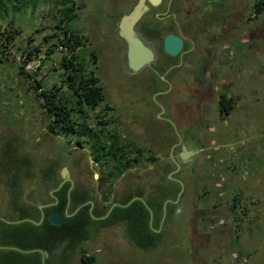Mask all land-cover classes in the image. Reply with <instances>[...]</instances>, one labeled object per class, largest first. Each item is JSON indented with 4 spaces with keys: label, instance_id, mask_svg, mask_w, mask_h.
<instances>
[{
    "label": "rangeland",
    "instance_id": "obj_1",
    "mask_svg": "<svg viewBox=\"0 0 264 264\" xmlns=\"http://www.w3.org/2000/svg\"><path fill=\"white\" fill-rule=\"evenodd\" d=\"M257 1L163 0L154 11H166L171 2V16L184 23L188 46L195 49L186 62L207 61L211 67L210 93L208 87L160 81V74L153 77L161 83L150 84V69L132 73L119 23L138 0H78L79 17L71 24L86 38L78 54L96 70L113 107L108 117L117 120L121 135L148 149L142 165L123 174L111 194L76 137L46 127L35 79L47 87L62 83L67 52L57 37H49L64 34L54 33V3L44 0L35 13L17 16L11 25L21 29L15 46L7 55L0 52V248L11 243L21 208L53 202L49 191L67 178L94 208L129 195L147 208L150 200L161 204L157 213L148 208L150 228L162 232L155 247L134 245L124 223L93 224L94 240L84 244L86 254L96 257L92 264H264V9L255 14ZM152 43L159 49L158 41ZM29 47L34 54L25 64L22 52ZM220 84L236 98L228 117L218 110ZM100 110H88L91 124ZM80 250L71 264H85Z\"/></svg>",
    "mask_w": 264,
    "mask_h": 264
},
{
    "label": "trees",
    "instance_id": "obj_2",
    "mask_svg": "<svg viewBox=\"0 0 264 264\" xmlns=\"http://www.w3.org/2000/svg\"><path fill=\"white\" fill-rule=\"evenodd\" d=\"M43 1L0 0V21L1 19H9L5 26H0V52L2 54L7 55L8 51L15 46L16 35L21 33V29L11 26L15 23L16 17L28 11L35 13ZM52 3H54L59 16V24L55 26L54 33H57V30H62L64 34L63 37L58 33L49 37L54 39L57 37V40L60 41L61 46L67 52H63L61 60V67L64 71L62 83H55L51 87H47L44 80L35 79L36 93L41 99L45 111L46 127L56 135H72L76 137L78 145L88 150L95 165L98 167L97 172L100 182L108 183L109 194H111L113 185L123 174L137 165H142L141 158L148 152V149L138 144L136 145L132 140V142H129L125 136L121 135L117 120L108 117V111L112 110L113 107L106 101V95L96 70L89 69L78 54V49L86 41V38L73 29L71 24L79 17L78 9L80 6L78 0H52ZM263 9L264 0H258L255 3V14L260 15ZM39 31L40 29L36 30V32ZM33 52L32 47L22 52L25 64L31 59L30 56L34 54ZM90 54L96 61L95 52L91 50ZM24 68L25 65L20 66L21 72H23ZM64 90H68L71 94L64 95ZM235 105V96H227L225 94L222 100L219 101L220 112L231 114L235 109ZM99 107H101V110L96 115V122L91 124L87 115L88 110H95ZM113 123L114 126H111ZM133 152H135V156H132ZM150 156L154 158L155 155L151 153ZM70 186V182L62 186L57 193L60 197V203L52 206L49 210H59L64 215V210L69 199H71L73 210H77L74 215H64L63 222L59 225L53 224L46 217L40 224L44 228L37 229L40 227H37L34 221L41 219L40 209L36 205L21 208V222L15 224L17 228L12 234L11 244L23 239L37 242L39 245V243L46 240L48 235L51 236L54 242H57L66 238L70 239L71 236L82 230L83 236L81 238L70 239L76 248L80 246L83 239L90 235V230L86 226L99 224L101 227H106L119 223L126 225L127 237L134 245L140 248L155 247L157 242L161 240L162 232H155L149 226L150 212L148 210L150 208L154 213H157L161 208L160 203L150 200L148 203L150 207L147 208L139 198L130 202L133 199V195H129L111 210L110 207L112 205L102 210L90 212L91 204H85L89 196L87 198L82 197L74 190L68 195L67 192ZM138 197H143V195L139 193ZM234 199H238V194L234 196ZM233 203L237 205V201ZM94 215L105 217L96 220L93 218ZM240 219H243V217ZM11 253L13 252L9 251L5 258H1L0 264H43L38 257H35L33 262L28 263L26 261L30 260L24 254L17 258L11 257ZM37 255L39 254L37 253ZM81 256L83 259L87 258L85 249L82 250ZM92 262H94V256L91 258Z\"/></svg>",
    "mask_w": 264,
    "mask_h": 264
},
{
    "label": "flooded vegetation",
    "instance_id": "obj_3",
    "mask_svg": "<svg viewBox=\"0 0 264 264\" xmlns=\"http://www.w3.org/2000/svg\"><path fill=\"white\" fill-rule=\"evenodd\" d=\"M162 3H163V0H146V2H145L146 9H145L143 15L134 24V29L136 31L137 36L139 38H141V40L154 51V53H155L154 57L155 58L151 64L145 65L144 67H142L138 71H133L132 69H130V70L132 71V73H138V72L144 71L145 69H147V70L150 69V73L149 72L145 73L148 76H150L149 77L150 84L151 83H157V84L161 83L159 81L155 82L156 79L153 77V75H155V74H160V76H162V75L164 76L163 79L162 78L160 79V81L163 80L166 83H175L177 85L181 84V83H188V85H191L193 87H201L204 89H206V87H208V89H209L208 92L212 93L213 81L211 79H212L213 73L211 71V67L209 66L207 61H206V63H204L203 61H200L197 64H192L191 62H186L187 61L186 56L187 57L190 56L195 50V49L191 48V46H188L190 43V39H191L188 36V34L185 32L188 29L181 27V25H183L184 23L179 22L180 20L178 19V17L171 16V13H170L171 2H169L168 5L166 6V11L154 12L156 10V8L163 6ZM129 12H127L125 14H128ZM125 14H123V16ZM145 14L147 16H144ZM148 14H150V15H148ZM151 14H155V15L151 16ZM168 34H175V35H178L179 37H181L183 39V48L180 51V53L176 56H171V55L167 54L166 51L164 50V38ZM152 41H158L159 42V49H157L158 47L155 48L153 46ZM160 56H162L163 58L165 57V58L162 59ZM157 60L158 61L160 60L159 61L160 64H157L155 66V64H156L155 62ZM183 74L188 75V77H183ZM187 78H190V80H187ZM183 79H185V80H183ZM220 87H222V88H220ZM220 87H219L220 92H219V97H218V110H219V113L222 117H228L230 114H225V113L220 112L219 101L222 100L223 95L226 94L227 96H230V94H228V90L225 91V88H227V86L225 87L224 84H220ZM204 95H205V92H203L202 96H204ZM67 182H69V181L66 179L61 181L57 187L52 188L49 191L50 197L52 198L53 202L37 205L38 209H40V211H41V219L39 221L32 220L36 223L37 227H40L37 229H43L44 227H41L40 224L45 220L46 217L49 219V214L52 211H55V210H49V209L52 206L60 203V197L57 193L62 188V186L64 184H66ZM49 183H51V180H49ZM72 187L73 186L71 185L68 192H67L68 195L71 194ZM14 194L16 195V197H18V191H16ZM79 195H81L82 197L85 196L84 193L79 194ZM85 203L91 204L90 212H94V210H102V209L94 208L95 206H94L93 202L92 203L90 202L89 198L86 200ZM118 204L119 203L112 204V206L110 207V210L115 205H118ZM70 206H71V199H69V202H68V204L64 210L65 216H72L77 211V210L76 211L71 210ZM46 212H47V216H46ZM64 215H63V219H64ZM104 217L105 216H95V215L93 216V218L96 220L97 219L99 220V219L104 218ZM86 227L88 230H90L89 231L90 235L87 238L82 240L79 247L75 248L73 246L74 245L73 242L70 239L71 238H74V239L81 238V236H83L82 230H79L74 236H71L70 239L66 238L62 241H57V242H54L52 240L51 236L48 235L46 240L42 243H39V245L37 242L25 241L23 239L17 240L15 242H13L12 244L9 243V245H7V246L5 245V247L2 246L0 248V260H1V258L3 259L7 256V252L11 251V252H13V253H11V257L19 258L21 256V254H24L30 260V261L24 260L28 263L33 262V260H35V257L36 258L38 257L43 264H71L75 251L77 249H81L80 251H82L83 249L86 250V248L84 247V244H86V243L90 244V242L94 240V236L92 234L93 233L92 232V225H88ZM107 227H111V226H106L104 228H107ZM25 247H27V248H25ZM86 252H87V250H86ZM37 253L39 255L36 256ZM81 254H82V252H81ZM86 256H87V258H85V259H83L81 256L83 263L92 264L96 261L95 256H94V262H92V263H91L92 256H88L87 254H86Z\"/></svg>",
    "mask_w": 264,
    "mask_h": 264
},
{
    "label": "water",
    "instance_id": "obj_4",
    "mask_svg": "<svg viewBox=\"0 0 264 264\" xmlns=\"http://www.w3.org/2000/svg\"><path fill=\"white\" fill-rule=\"evenodd\" d=\"M145 2L146 0H139L134 8L121 18L119 23V34L124 38L127 44L128 65L133 71H138L145 65L151 64L155 58L154 51L137 36L134 29V24L138 21L137 19L143 15L146 9ZM182 48L183 39L178 35L168 34L164 38V50L167 54L176 56L180 53ZM62 174L66 177V168ZM66 180L68 179L66 178ZM49 220L53 224L59 225L63 222V214L58 210L52 211L49 214Z\"/></svg>",
    "mask_w": 264,
    "mask_h": 264
},
{
    "label": "built area",
    "instance_id": "obj_5",
    "mask_svg": "<svg viewBox=\"0 0 264 264\" xmlns=\"http://www.w3.org/2000/svg\"><path fill=\"white\" fill-rule=\"evenodd\" d=\"M32 68H33V67H32L31 65H29V64L26 66V69H28L29 71H30Z\"/></svg>",
    "mask_w": 264,
    "mask_h": 264
},
{
    "label": "crops",
    "instance_id": "obj_6",
    "mask_svg": "<svg viewBox=\"0 0 264 264\" xmlns=\"http://www.w3.org/2000/svg\"><path fill=\"white\" fill-rule=\"evenodd\" d=\"M233 111H234V110H233ZM231 114H232V113H231ZM231 114H230V115H231Z\"/></svg>",
    "mask_w": 264,
    "mask_h": 264
}]
</instances>
